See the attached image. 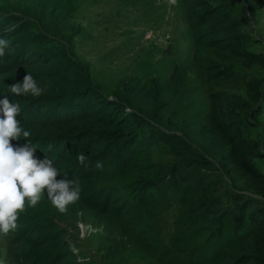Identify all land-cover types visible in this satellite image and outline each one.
Segmentation results:
<instances>
[{"label":"rangeland","instance_id":"rangeland-1","mask_svg":"<svg viewBox=\"0 0 264 264\" xmlns=\"http://www.w3.org/2000/svg\"><path fill=\"white\" fill-rule=\"evenodd\" d=\"M187 1L0 0V17L16 20L11 28L25 27L28 37L48 49L62 47L89 68L92 85L123 103L151 139L158 171L168 174L155 217L135 227L109 217L105 228L92 220L83 192L53 182L44 172L0 162V211L13 208L27 226L38 227L27 239L41 237L47 233L41 225L54 223L64 230L78 264H232L231 255L243 252L245 230L238 229L234 215L223 218L222 227L191 215L205 213L206 206L233 209L235 194L255 199L264 210V0H208L247 35L246 53L223 58L198 49ZM4 27L0 24V31ZM8 48L14 55L13 45ZM206 58L217 61L216 73L225 69L227 74L212 76L213 70L203 67ZM153 79L160 86L153 94L127 89L148 91ZM222 91L238 140L212 124L215 96ZM238 152L256 166L259 178L240 168L234 159ZM227 200L232 203L226 205ZM24 235L22 227L15 234L0 224V264H25L13 242ZM226 253L232 254L224 261Z\"/></svg>","mask_w":264,"mask_h":264},{"label":"trees","instance_id":"trees-1","mask_svg":"<svg viewBox=\"0 0 264 264\" xmlns=\"http://www.w3.org/2000/svg\"><path fill=\"white\" fill-rule=\"evenodd\" d=\"M187 2L198 49H211L221 58L229 53H246L247 35L241 32L240 23L230 21L208 0ZM54 14L52 8L50 25ZM0 24L6 26L0 31V162L44 172L53 182L70 186L75 193L83 192L92 206L91 218L96 225L108 228L109 217H113L135 227L155 217L163 204L161 190L168 174L158 171L151 139L128 117L123 103L92 85L89 68L62 47L48 49L38 44L34 37H28L25 27L11 28L16 24L11 17H0ZM11 45L14 55L8 53ZM205 60L207 65L203 67L213 70L212 76L227 74L225 69L216 73L219 67L214 58ZM176 73L173 71L172 77ZM157 87L159 83L153 79L149 92L127 89L139 95L153 94ZM215 97L212 124L229 140H238L226 93L219 92ZM234 159L240 168L260 177V171L240 152ZM233 197L232 202L238 201L233 209L219 211L206 206L202 211L205 213L194 211L191 217L199 216L202 221L211 218L222 227L223 218L234 215L240 223L238 229L245 230L240 245L243 252L226 253L224 261L232 254L231 258L236 257L232 264H264V210L255 199H242L237 194ZM214 202L222 204L223 200ZM27 223L13 208L0 211V224L7 230L15 234L21 227L25 230L24 236L13 237L20 248L15 253L19 261L78 264L63 229L54 223L41 225L47 233L27 239L39 231Z\"/></svg>","mask_w":264,"mask_h":264}]
</instances>
